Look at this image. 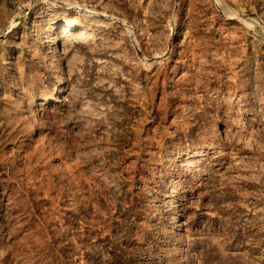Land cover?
I'll return each instance as SVG.
<instances>
[{
  "label": "rangeland",
  "instance_id": "374dc122",
  "mask_svg": "<svg viewBox=\"0 0 264 264\" xmlns=\"http://www.w3.org/2000/svg\"><path fill=\"white\" fill-rule=\"evenodd\" d=\"M0 264H264V0H0Z\"/></svg>",
  "mask_w": 264,
  "mask_h": 264
},
{
  "label": "bare ground",
  "instance_id": "6f19581e",
  "mask_svg": "<svg viewBox=\"0 0 264 264\" xmlns=\"http://www.w3.org/2000/svg\"><path fill=\"white\" fill-rule=\"evenodd\" d=\"M53 15H55V17L53 18V24H54L53 31L55 33H61L62 31L65 30L63 35L73 34L75 38H88L89 36H91L92 35L91 30L87 28H83L84 25L99 21L94 18V15H87L85 20H80L77 17L76 18L75 17L61 18L59 17L60 13L58 12H53ZM62 21H64V23L61 24ZM77 25L80 26L81 28H79ZM159 59H160L159 56L158 57L156 56L154 58L155 61ZM63 91H65V89L61 88L60 93ZM36 105H37L36 102L32 101V102H29L26 106L34 107ZM194 164H195V161L193 160H189L187 163H185L186 166H191Z\"/></svg>",
  "mask_w": 264,
  "mask_h": 264
}]
</instances>
